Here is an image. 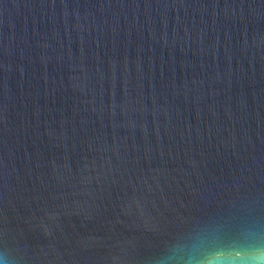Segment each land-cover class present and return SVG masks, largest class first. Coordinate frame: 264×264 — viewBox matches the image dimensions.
I'll return each instance as SVG.
<instances>
[{
	"label": "water",
	"instance_id": "1",
	"mask_svg": "<svg viewBox=\"0 0 264 264\" xmlns=\"http://www.w3.org/2000/svg\"><path fill=\"white\" fill-rule=\"evenodd\" d=\"M264 235V0H0V246L170 264Z\"/></svg>",
	"mask_w": 264,
	"mask_h": 264
},
{
	"label": "clouds",
	"instance_id": "2",
	"mask_svg": "<svg viewBox=\"0 0 264 264\" xmlns=\"http://www.w3.org/2000/svg\"><path fill=\"white\" fill-rule=\"evenodd\" d=\"M0 264H19L16 250L0 246ZM170 264H264V235L249 231L229 241L192 235L173 250Z\"/></svg>",
	"mask_w": 264,
	"mask_h": 264
}]
</instances>
